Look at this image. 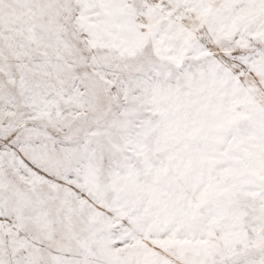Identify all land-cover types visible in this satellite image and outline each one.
Listing matches in <instances>:
<instances>
[{"label": "snow or ice", "instance_id": "6c2138e0", "mask_svg": "<svg viewBox=\"0 0 264 264\" xmlns=\"http://www.w3.org/2000/svg\"><path fill=\"white\" fill-rule=\"evenodd\" d=\"M0 264H264V0H0Z\"/></svg>", "mask_w": 264, "mask_h": 264}]
</instances>
